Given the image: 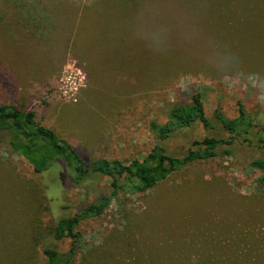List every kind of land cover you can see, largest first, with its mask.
I'll use <instances>...</instances> for the list:
<instances>
[{"label": "rangeland", "instance_id": "1", "mask_svg": "<svg viewBox=\"0 0 264 264\" xmlns=\"http://www.w3.org/2000/svg\"><path fill=\"white\" fill-rule=\"evenodd\" d=\"M181 1L168 18L172 35L155 27L166 22L170 0H0V106L35 111L84 157L111 161L144 158L158 143L150 123L164 122L172 105L195 93L215 128L197 123L178 132L162 143L171 155L228 137L215 111L235 118L238 100L264 126V0H216L246 33L239 61L230 57L229 65L178 47L176 39L190 35L185 24L202 25L209 2L188 9ZM174 22L185 23L173 33ZM198 29L190 37L205 36ZM0 139V264H46L45 247L71 246L51 236L56 222L110 194V179L75 185L63 163L39 173L13 152L8 133ZM222 152L146 193H119L102 216L79 225L76 263L219 260L237 248L244 257L261 249L264 259V186L251 165L264 150L238 141L231 155Z\"/></svg>", "mask_w": 264, "mask_h": 264}, {"label": "trees", "instance_id": "2", "mask_svg": "<svg viewBox=\"0 0 264 264\" xmlns=\"http://www.w3.org/2000/svg\"><path fill=\"white\" fill-rule=\"evenodd\" d=\"M177 1L180 0H170L171 9H168L167 17L163 19L166 22L155 23L156 28L171 33L167 24L170 25L169 19H172V11ZM193 1L182 0L181 5L186 4L190 9ZM187 7L182 6L184 10H187ZM202 10L204 13L202 25L189 20L185 24V31L190 32L191 35V32L199 27L201 29H198L199 34L204 33L205 36L194 38L195 34H193L191 37L187 35L176 39L178 47L187 51L193 58H204L215 65H229L230 57L239 61L237 56L242 54L243 36L246 33L236 26L233 15L223 10L218 2L215 3L213 0L207 1V4L202 6ZM102 17L104 19V16ZM184 23L174 22L173 33L177 29H182ZM237 106L238 114L235 118H228L221 109L215 111V118L228 137H206L201 141H195L184 154L171 155L162 143L173 138L178 132L190 129L197 123H201L206 129L215 128L206 114L201 94L195 93L189 103L172 105L164 122L150 123V131L158 143L144 158L111 161L84 157L67 140L60 138L53 130L37 121L35 111L25 112L16 106L1 105L0 133L10 135V147L13 152L27 160L37 172H47L56 164L63 163L67 177L75 185H82L94 176L110 179L112 189L110 194L101 195L96 201L81 206L75 215L61 218L56 222L51 236L56 241L70 239L71 246L64 253L55 247H45L43 251L46 264H77L76 257L82 243V235L78 231L79 225L87 219L102 216L119 193L132 195L146 193L174 172L193 163L214 159L222 151L224 155H231L232 148L238 141L264 150V126L246 109L241 100L237 101ZM253 134L256 140L250 137ZM251 165L262 172V176L257 181L259 185L264 186V159L253 161ZM251 250L247 257L242 254L243 250L237 248L232 255H221L219 260L214 257L206 260L156 259L151 264H264V259L259 258L262 250ZM215 253L217 254V251Z\"/></svg>", "mask_w": 264, "mask_h": 264}]
</instances>
